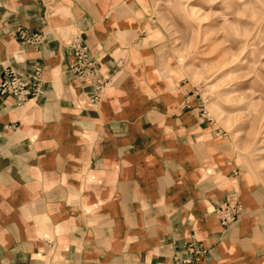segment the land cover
<instances>
[{
  "label": "crops",
  "instance_id": "crops-1",
  "mask_svg": "<svg viewBox=\"0 0 264 264\" xmlns=\"http://www.w3.org/2000/svg\"><path fill=\"white\" fill-rule=\"evenodd\" d=\"M142 1L0 0V78L42 66L44 82L23 105L0 95V264H180L191 244L192 264H264L261 193L170 77ZM72 36L104 80L96 100L69 70Z\"/></svg>",
  "mask_w": 264,
  "mask_h": 264
},
{
  "label": "rangeland",
  "instance_id": "rangeland-1",
  "mask_svg": "<svg viewBox=\"0 0 264 264\" xmlns=\"http://www.w3.org/2000/svg\"><path fill=\"white\" fill-rule=\"evenodd\" d=\"M170 77L232 143L264 200V0H143Z\"/></svg>",
  "mask_w": 264,
  "mask_h": 264
},
{
  "label": "built area",
  "instance_id": "built-area-1",
  "mask_svg": "<svg viewBox=\"0 0 264 264\" xmlns=\"http://www.w3.org/2000/svg\"><path fill=\"white\" fill-rule=\"evenodd\" d=\"M20 38L33 47H36L42 40V34L30 33L25 30H17ZM68 46L73 50V59L69 64V70L78 80L88 82L92 86L91 98L98 99L102 91L104 80L98 73V68L91 58L89 49L83 44L79 36H72ZM42 66H34L28 71H18L14 67L6 65L0 78V95L10 96L14 99L16 105H23L28 100L35 99L43 92L44 82L41 77ZM241 211V205L238 202L233 205L224 203L216 211L219 222L223 225L234 221ZM202 249L189 245V257L181 260L180 264H192L196 256H200Z\"/></svg>",
  "mask_w": 264,
  "mask_h": 264
}]
</instances>
